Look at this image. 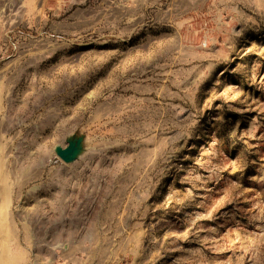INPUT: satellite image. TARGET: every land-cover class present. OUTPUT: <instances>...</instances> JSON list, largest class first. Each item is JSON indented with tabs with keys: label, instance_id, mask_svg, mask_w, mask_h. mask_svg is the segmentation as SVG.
<instances>
[{
	"label": "rangeland",
	"instance_id": "1",
	"mask_svg": "<svg viewBox=\"0 0 264 264\" xmlns=\"http://www.w3.org/2000/svg\"><path fill=\"white\" fill-rule=\"evenodd\" d=\"M0 264H264V0H0Z\"/></svg>",
	"mask_w": 264,
	"mask_h": 264
},
{
	"label": "water",
	"instance_id": "2",
	"mask_svg": "<svg viewBox=\"0 0 264 264\" xmlns=\"http://www.w3.org/2000/svg\"><path fill=\"white\" fill-rule=\"evenodd\" d=\"M80 145L81 143L79 140L71 141L65 148H56V156L64 163H71L76 159L80 151Z\"/></svg>",
	"mask_w": 264,
	"mask_h": 264
}]
</instances>
